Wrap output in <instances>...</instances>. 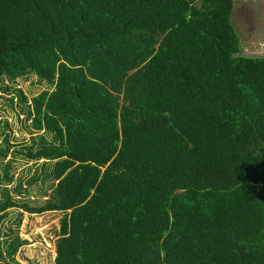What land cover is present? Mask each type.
Wrapping results in <instances>:
<instances>
[{
	"label": "trees",
	"instance_id": "16d2710c",
	"mask_svg": "<svg viewBox=\"0 0 264 264\" xmlns=\"http://www.w3.org/2000/svg\"><path fill=\"white\" fill-rule=\"evenodd\" d=\"M235 6L0 0V264H264V55Z\"/></svg>",
	"mask_w": 264,
	"mask_h": 264
},
{
	"label": "rangeland",
	"instance_id": "374dc122",
	"mask_svg": "<svg viewBox=\"0 0 264 264\" xmlns=\"http://www.w3.org/2000/svg\"><path fill=\"white\" fill-rule=\"evenodd\" d=\"M233 22L239 32L243 52L254 55H264V0H235ZM43 220V227L57 222L58 216L49 214ZM41 230V227L38 228Z\"/></svg>",
	"mask_w": 264,
	"mask_h": 264
}]
</instances>
